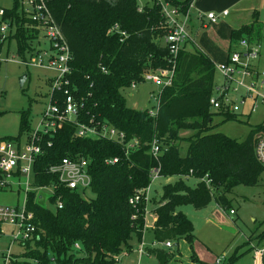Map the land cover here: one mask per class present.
<instances>
[{
	"label": "trees",
	"instance_id": "16d2710c",
	"mask_svg": "<svg viewBox=\"0 0 264 264\" xmlns=\"http://www.w3.org/2000/svg\"><path fill=\"white\" fill-rule=\"evenodd\" d=\"M167 1L185 13L193 0ZM47 3L71 49L72 89L77 88L78 95L85 99L89 117L124 131L127 141L137 138L139 146L126 155L123 147L115 143L76 138L71 125H65L51 138L52 147L37 163L33 183L57 186L55 196L50 198L53 207H42L35 201L36 193L30 194L28 205L35 214L40 240L34 247H23L17 264H119L123 254L132 253L133 239L143 238L144 218L143 206L134 208L129 199L136 190L149 186L151 171L159 166L150 154L149 143L155 137L166 149L159 158L161 176L177 178L175 183L163 187L156 202L155 243H192L195 227L180 211L181 207L190 205L203 210L215 201L228 210L229 196L237 187H257L264 168L257 161L255 147L257 137L264 135V124L252 127L245 141L210 133L215 116L223 117L224 122L239 117L211 110L215 63L197 45L188 51L187 44L193 45L192 42L184 46L177 58L173 84L161 89L157 117H150L149 110L128 107L124 93L133 84L144 82L143 75L148 72L172 67L169 48L157 38L164 30L160 6L147 5L140 11L138 0ZM3 22H9L11 30L0 43V50L5 43L10 46L15 41L17 54L23 60L27 55L35 56L41 45V30L21 8L20 0L13 9L6 10L0 25ZM261 25L259 12L255 11L251 24L232 30L231 41L237 43L246 38L258 42ZM115 26L127 33L123 42L119 34L109 35ZM25 120L23 116L22 131L27 128ZM183 130L196 133L184 139L180 135ZM184 142L188 144L185 155ZM75 156L90 158V190L96 194L95 199L85 197L88 190L79 192L59 186L58 178L47 172L63 158ZM115 158L118 163H106ZM187 178L196 180V185L190 186ZM58 199L63 206L54 209ZM136 215L138 219H134ZM76 245L81 250H76ZM148 252L158 264H169L175 258L173 252L158 248Z\"/></svg>",
	"mask_w": 264,
	"mask_h": 264
},
{
	"label": "built area",
	"instance_id": "2783aa9c",
	"mask_svg": "<svg viewBox=\"0 0 264 264\" xmlns=\"http://www.w3.org/2000/svg\"><path fill=\"white\" fill-rule=\"evenodd\" d=\"M153 4L161 7V16L164 20L163 27L167 30L165 45L169 48L172 65L171 69L157 70L143 75V80L152 82L155 86L164 89L173 84L177 58L188 42L193 43L188 30L190 18L189 10L184 13L181 7L171 5L167 0H153ZM23 5H26L22 4ZM29 10H25L32 17L41 30V34L50 44L49 50L44 53L47 65L43 57L37 54L31 62L23 61L27 66H37L54 72L55 76L50 83L49 103L45 107L42 116L29 134L24 143L20 140H5L0 142V190L12 189L17 186L20 190L24 187L25 201L17 206H0V240L7 238L8 249L0 251V264H17L20 254L13 252V247L18 243L21 247L36 246L40 240V229L35 223V214L29 208V196L36 193L37 202L40 192H46L50 198L56 194L57 186L52 183L48 186H34L36 178V165L52 147L51 138L55 137L65 125L75 127V137L80 139H100L115 143L123 147L126 155L139 146L137 138L127 141L124 131L110 125L109 123L96 121L89 117L85 109V99L78 95V89H72V63L73 55L64 38L60 26L56 23L47 0H28ZM143 7H140V11ZM6 14V10L0 8V20ZM228 11L222 16H228ZM183 17V19H182ZM212 23H217L219 16L213 13L207 15ZM11 30L9 22L0 25V42L6 40ZM119 34L121 41L127 37V33L115 26L109 31V35ZM227 62L215 64L216 74L221 77L220 82L215 80L214 92L210 97L209 105L213 112L221 115L230 114L238 117L249 118L262 106L264 107V69L261 67L262 48L261 45L244 38L235 44ZM102 72L107 73L105 68ZM136 84L131 89H135ZM158 104L149 110L150 117H157ZM89 117V118H88ZM150 146V154L158 161L159 166L151 171V183L149 186L138 189L129 199V204L137 208L143 206V218L146 222L148 205L151 201L153 183L162 178L161 164L159 158L166 151L162 149L160 140L155 137ZM257 161L264 168V135L257 137L255 147ZM119 159L107 160V164H116ZM49 175L58 178V184L68 190L83 192L89 190L92 184L90 173V158L83 156L66 157L58 164L47 169ZM208 185V184H207ZM50 198L47 200V208H52ZM63 206L58 199L54 209ZM230 215H235L230 210ZM138 219V215L134 216ZM144 230V229H143ZM167 248H173L172 242L165 243ZM81 250L80 245L75 246ZM144 252L141 243L138 254L139 262ZM263 250H256L261 264ZM126 254V253H125ZM221 260L217 264H221ZM140 264V263H139Z\"/></svg>",
	"mask_w": 264,
	"mask_h": 264
},
{
	"label": "rangeland",
	"instance_id": "374dc122",
	"mask_svg": "<svg viewBox=\"0 0 264 264\" xmlns=\"http://www.w3.org/2000/svg\"><path fill=\"white\" fill-rule=\"evenodd\" d=\"M175 1L184 3L187 0ZM23 2L27 4L28 0H22L21 6ZM16 3L17 0H0V8L11 10ZM153 3V0H138L140 7L152 6ZM236 4L234 0H194L190 15L195 21L202 15L207 16L209 13L220 15L228 11L231 18ZM259 8L263 21L259 41L262 48L261 67L264 69V0H261ZM23 9L29 10V6L26 5ZM230 18L219 21L217 25H212L209 29L202 30L198 37L194 36L199 48L215 62L220 61L219 57L225 51L223 46L231 40L233 28ZM249 21L250 19L243 23L248 24ZM191 27L195 30L194 26ZM161 30L157 38H160V42L164 45L167 30L165 28ZM40 37L42 46L37 51L42 54L49 50L50 44L43 34ZM187 49L193 51L194 48L189 44ZM17 53L15 41L10 46L5 43L0 50V140L19 136L25 140L29 129L33 130L37 126L42 112L49 103L50 86L47 80L54 75V72L26 66L22 63L23 58ZM26 60L31 62V56L27 55ZM44 60L47 65L46 58ZM24 75H27V78L22 85ZM220 80L221 77L216 74V81L220 82ZM160 93L161 88L152 82L144 81L135 89L127 90L124 95L128 107L143 111L152 110L157 106ZM23 116H26L27 128L22 131ZM261 124H264L263 106L249 118L240 116L236 121L224 122L223 117L215 116L210 133L224 134L229 138L245 141L252 127ZM195 133L193 130H183L180 135L187 139L193 137ZM182 146V154L185 155L188 148L187 142L182 143ZM176 180V177H162L153 183L143 238L139 241L135 237L131 243L133 250L137 249L141 243L143 244L145 251L143 264H158L155 258L147 255L146 251L152 248L173 252L175 258L169 264H216L218 260L222 261L221 264H259L256 250L264 249V239L261 237H264V172L257 187L239 186L233 191L229 196L231 207L228 210L220 208L215 201L203 210H196L190 205L181 207L180 211L194 224L196 238L192 243L187 240L172 242L173 248L170 250L166 244L155 243L153 226L156 214L154 210L158 206L156 202L163 192V187L175 183ZM189 181L190 186L196 185V180ZM23 190L24 187L20 190L17 186L0 190V206L22 205L25 201ZM45 195L48 194L45 192ZM85 197L95 199L96 194L89 189ZM45 205L47 206V200ZM230 210H234L235 215H230ZM7 249V240L4 239L0 245V251ZM12 250L15 254L23 252V248L18 243ZM137 263V257L132 253L123 254L119 261V264Z\"/></svg>",
	"mask_w": 264,
	"mask_h": 264
},
{
	"label": "crops",
	"instance_id": "0c3cea01",
	"mask_svg": "<svg viewBox=\"0 0 264 264\" xmlns=\"http://www.w3.org/2000/svg\"><path fill=\"white\" fill-rule=\"evenodd\" d=\"M21 1L22 0H20V6H21ZM235 2H237V4H236V9H235V12L233 13V15L231 16V18H230V12H228L229 14H228V16H222V14H220V15H218L219 16V20H218V22L219 21H221V20H225V19H228V18H230V23L232 24V30H237V29H239V28H241L242 26H244V25H249V24H251L252 23V18H253V13L255 12V11H257V12H259V19H260V22H261V24H263V21H262V18H261V11H260V8H259V6H260V4H261V0H234ZM193 2H194V0L191 2V4L190 5H192L193 4ZM23 4V3H22ZM25 4V3H24ZM27 5V4H26ZM26 5H23V6H21L22 7V9L26 6ZM193 9V5H192V7L190 8V10H189V13L191 12V10ZM24 10V9H23ZM25 11V10H24ZM225 12V11H224ZM210 14V13H209ZM182 19H183V17H182ZM248 19H250V23H248V24H245V23H243V22H246ZM3 19H1L0 21H2ZM218 22L217 23H212L208 18H207V16H200V17H197L196 18V20L194 21V19L192 18V16L190 15V18H189V22H188V30H189V33H190V36H191V38L193 39V48H194V46H195V44L197 45V43H196V40H195V37L194 36H196V37H198L199 36V34H200V32L202 31V30H205V29H209L212 25H217L218 24ZM191 26H194L195 27V30L193 29V27H191ZM195 33H194V32ZM42 35V34H41ZM255 42V41H254ZM255 43H258V44H260V41H258V42H255ZM40 46H42V42H41V37H40ZM235 42H232L231 40H230V42H227V44L225 45V46H223V50H225L224 52H223V55L222 56H220L219 57V60L220 61H218V62H215V60H213L214 61V63L215 64H223V63H225V62H227V60L229 59V55H230V52L232 51V50H235L236 49V46H235ZM165 45V44H164ZM188 45H189V43L187 44V47H188ZM191 45V44H190ZM261 45V44H260ZM198 46V45H197ZM221 46V45H220ZM199 47V46H198ZM49 49V48H48ZM45 52H47V51H44V53ZM219 52V50L216 52V54ZM44 53H42L41 54V52L40 51H38L36 54H35V56L37 55V54H40L42 57H43V60H44V58H46L45 56H44ZM35 56H33V57H31L32 58V60L34 59V57ZM31 60V63H33V61ZM24 62L25 61H27L28 62V60H23ZM44 62H45V60H44ZM46 62H47V58H46ZM26 65V64H25ZM27 66V65H26ZM28 67H37V66H28ZM39 68V67H38ZM41 68V67H40ZM44 69V68H43ZM46 70V69H45ZM49 71V70H48ZM54 76H55V74L53 75V76H50L49 78H48V80H47V83H48V85L50 86V83H51V81H52V79L54 78ZM43 113V112H42ZM41 116H42V114H41ZM41 118V117H40ZM40 120V119H39ZM28 130V129H27ZM34 130V129H33ZM33 130H29V132H28V135H27V137H26V139L28 138V136H29V134L33 131ZM15 139H17V140H20L22 143H24L25 141H26V139L25 140H22V137L21 136H19V137H15V138H10V139H8V138H6V139H1L0 140V142L1 141H5V140H15ZM187 180H192V179H189V178H187ZM194 180V179H193ZM188 182H190V181H188ZM195 182V181H194ZM197 183V181L195 182V184ZM162 195V194H161ZM210 206V205H209ZM208 206V207H209ZM220 207V206H219ZM221 208V207H220ZM206 209V208H205ZM223 209V208H222ZM226 210V209H225ZM4 239H6L7 241H8V239L7 238H3V239H1L0 240V245H1V243L3 242V240ZM141 245V244H140ZM140 247V246H139ZM139 247L137 248V249H134L133 250V252H132V254L133 255H135L136 257H137V260H138V263L137 264H143V258H144V255H145V251L143 252V254H142V256H141V261L139 262V254H138V250H139ZM168 249H172V248H168ZM147 252V255L149 256V257H152V258H154L152 255H150V253L148 252V250L146 251ZM131 253H126L125 255H130ZM216 264H217V261H216ZM259 264H260V262H259Z\"/></svg>",
	"mask_w": 264,
	"mask_h": 264
},
{
	"label": "water",
	"instance_id": "95a60500",
	"mask_svg": "<svg viewBox=\"0 0 264 264\" xmlns=\"http://www.w3.org/2000/svg\"><path fill=\"white\" fill-rule=\"evenodd\" d=\"M26 78H27V75H24L22 78V82H21L22 85L24 84ZM49 198H50L49 195H45L44 192H40V194L38 195L37 203L41 205L42 207H46L45 203H46V200H48Z\"/></svg>",
	"mask_w": 264,
	"mask_h": 264
}]
</instances>
